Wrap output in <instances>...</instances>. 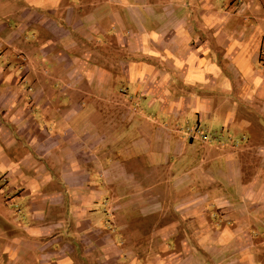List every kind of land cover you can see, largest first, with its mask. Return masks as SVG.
<instances>
[{
    "label": "crops",
    "instance_id": "obj_1",
    "mask_svg": "<svg viewBox=\"0 0 264 264\" xmlns=\"http://www.w3.org/2000/svg\"><path fill=\"white\" fill-rule=\"evenodd\" d=\"M0 21V264H264V0Z\"/></svg>",
    "mask_w": 264,
    "mask_h": 264
},
{
    "label": "rangeland",
    "instance_id": "obj_2",
    "mask_svg": "<svg viewBox=\"0 0 264 264\" xmlns=\"http://www.w3.org/2000/svg\"><path fill=\"white\" fill-rule=\"evenodd\" d=\"M1 22V21H0Z\"/></svg>",
    "mask_w": 264,
    "mask_h": 264
}]
</instances>
